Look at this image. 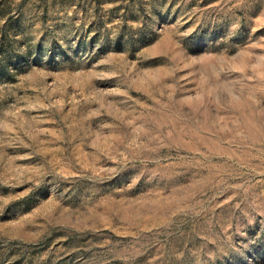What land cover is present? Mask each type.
Wrapping results in <instances>:
<instances>
[{
    "label": "rangeland",
    "instance_id": "rangeland-1",
    "mask_svg": "<svg viewBox=\"0 0 264 264\" xmlns=\"http://www.w3.org/2000/svg\"><path fill=\"white\" fill-rule=\"evenodd\" d=\"M0 264H264V0H0Z\"/></svg>",
    "mask_w": 264,
    "mask_h": 264
}]
</instances>
